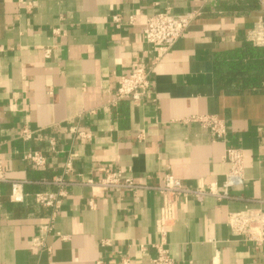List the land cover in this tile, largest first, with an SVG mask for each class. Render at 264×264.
Masks as SVG:
<instances>
[{
    "label": "crops",
    "instance_id": "obj_1",
    "mask_svg": "<svg viewBox=\"0 0 264 264\" xmlns=\"http://www.w3.org/2000/svg\"><path fill=\"white\" fill-rule=\"evenodd\" d=\"M259 8L258 0H0V159L26 195L24 203H11L10 185L0 184V264H151L158 193L69 186L45 248L32 240L52 210L38 208L31 196L57 193L44 184L57 177L97 180L106 170L147 185L168 174L189 189L215 185L220 192L228 147L243 151L244 183L231 200H177L166 247L176 264H264V243L243 242L226 223L229 214L264 201V48L244 34ZM197 10L200 17L150 72L155 101L112 106L119 79L156 57L143 40L146 20ZM245 44L248 53L238 59ZM201 115L225 121L224 141L186 122ZM71 128L91 140L80 141ZM23 129L31 140L20 138ZM32 152L46 158V168L23 160ZM68 161L73 173L66 176Z\"/></svg>",
    "mask_w": 264,
    "mask_h": 264
},
{
    "label": "built area",
    "instance_id": "obj_2",
    "mask_svg": "<svg viewBox=\"0 0 264 264\" xmlns=\"http://www.w3.org/2000/svg\"><path fill=\"white\" fill-rule=\"evenodd\" d=\"M259 1L260 17L254 25L247 30L245 39L253 47L264 48V0ZM199 10L178 15H171L168 12H159L148 18L144 24L142 31L143 40L146 44L153 48L156 57L149 64H141L134 67L124 74L118 82L117 88L114 91V99L111 105L118 102L129 101L133 106L137 107L143 101L155 100L151 98L150 93V72L156 65L160 54L163 51L170 49L175 43L185 36L190 25L200 17ZM122 19L118 16L113 17V23L118 26ZM129 25L134 24V19H129ZM55 33V32H54ZM45 57H49L50 49L45 50ZM264 88V81L261 84ZM94 114L93 112H89ZM187 123L196 124L201 129L208 130L214 142L224 141L227 136V128L225 121L217 119L215 116L201 115L199 117H191ZM69 132L82 142L90 141L92 136L89 132H82L76 128H71ZM22 140L28 141L33 138V133L27 129H23L20 134ZM53 147V141H50ZM23 160L32 164L36 169H44L47 166L46 158L38 153H26L23 155ZM223 160L229 166L227 173L222 182V190L218 192L215 185L209 187H201L189 189L181 182L170 175H164L159 184L147 185L133 181L131 178L124 177L119 170H106L102 178L97 180L79 178L77 181L65 182L62 177H57L50 182H45L46 186H54L58 189L57 193L38 192L31 197L34 204L40 209H51L52 214L46 219L44 224L39 229V236L32 240V246L35 248H45L44 239L48 232L53 231V221L55 212L58 209L60 198L65 196L66 188L73 185L83 186L91 189L94 193H106L107 191H129L137 193L139 191L150 190L158 193L161 196V209L159 217L155 222L156 232L159 240L150 246L154 252V257L151 259V264H176L171 258L166 247V238L169 230L175 225L176 216V201L180 200L187 202L192 200L196 203H201L205 198L210 197L215 201L231 200V191L238 188L244 183V155L240 148H230L225 150ZM66 176L71 175L73 170L71 163L68 161L64 166ZM0 184L10 185L9 201L14 204H22L25 201L26 195L23 193L22 181L7 179L2 162L0 159ZM259 204L258 208L245 209L238 213H231L227 216L226 223L231 231V234L242 239L243 242L259 247L264 243V201H253ZM91 205V203H90ZM261 205V206H260ZM57 237L59 235L57 234ZM148 248L140 245L138 251L141 254L146 253ZM117 264H131L128 259L121 260Z\"/></svg>",
    "mask_w": 264,
    "mask_h": 264
},
{
    "label": "trees",
    "instance_id": "obj_3",
    "mask_svg": "<svg viewBox=\"0 0 264 264\" xmlns=\"http://www.w3.org/2000/svg\"><path fill=\"white\" fill-rule=\"evenodd\" d=\"M245 46V51H243V53H241L240 55V57H238V59L240 58V59H242V57H244V55L246 54V53H248V51H247V46H248V44H245L244 45ZM262 84V83H261Z\"/></svg>",
    "mask_w": 264,
    "mask_h": 264
}]
</instances>
